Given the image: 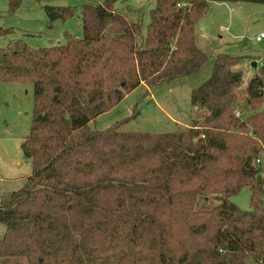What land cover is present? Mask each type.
I'll use <instances>...</instances> for the list:
<instances>
[{"label":"trees","instance_id":"trees-1","mask_svg":"<svg viewBox=\"0 0 264 264\" xmlns=\"http://www.w3.org/2000/svg\"><path fill=\"white\" fill-rule=\"evenodd\" d=\"M212 1L264 4L156 0L144 31L118 0H86L82 38L0 47V82L34 91L21 144L33 168L23 187L0 196V264H264V193L254 165L264 150V57L245 77L243 56L216 55L210 77L191 91L190 126H91L143 83H170L208 62L196 26ZM45 10L49 22L66 21L78 7ZM244 187L249 210L231 200ZM211 194L221 202L199 208Z\"/></svg>","mask_w":264,"mask_h":264},{"label":"rangeland","instance_id":"rangeland-1","mask_svg":"<svg viewBox=\"0 0 264 264\" xmlns=\"http://www.w3.org/2000/svg\"><path fill=\"white\" fill-rule=\"evenodd\" d=\"M15 1L0 0V26L11 28L9 32L0 33V47L20 40L31 48H41L66 43L67 33L74 38L83 37L81 9L86 0H20L19 6L12 8ZM155 3L156 0H118L116 6L129 20L143 22L146 31L150 10ZM45 5H75L78 11L66 21L49 22ZM261 31L264 32V4L212 1L209 13L201 20L196 38L199 48L209 57L200 72L155 87L143 83L112 110L101 114L91 126L106 130L119 124L125 130L142 132H170L190 126L193 119L191 91L210 77L216 55L243 56L239 66H243L245 77L260 69L264 39L258 42L255 37ZM255 61L256 67L253 65ZM150 89L154 93L153 98ZM33 93L31 83L0 82V196L23 187L32 172V160L25 156L21 144L30 130ZM135 112L138 114L133 118ZM237 113L240 114V110ZM260 155H264V150ZM250 197V189L244 187L231 200L240 208L249 210ZM220 202V195L211 194L201 197L198 207H213ZM4 230L5 226L0 224V232Z\"/></svg>","mask_w":264,"mask_h":264},{"label":"built area","instance_id":"built-area-1","mask_svg":"<svg viewBox=\"0 0 264 264\" xmlns=\"http://www.w3.org/2000/svg\"><path fill=\"white\" fill-rule=\"evenodd\" d=\"M255 39L258 42L262 41L264 39V32H261L259 35H257ZM237 115H239V113H237ZM263 164H264V155L262 156L259 154L258 157H256L254 160V165L261 170L260 176H261V182H262V190L264 193V170L261 169V168H264Z\"/></svg>","mask_w":264,"mask_h":264},{"label":"crops","instance_id":"crops-1","mask_svg":"<svg viewBox=\"0 0 264 264\" xmlns=\"http://www.w3.org/2000/svg\"><path fill=\"white\" fill-rule=\"evenodd\" d=\"M215 3H226V2H217V1H214ZM211 3V2H210ZM210 11V10H209ZM209 13V12H208ZM203 19V18H202ZM201 19V20H202ZM201 20L197 23V26H196V38H197V35H198V28H199V25H200V23H201ZM261 32H263V31H261ZM261 32H259L257 35H259ZM256 35V36H257ZM263 41V40H262ZM262 41H259V42H262ZM216 57V56H215ZM239 67H243V66H239ZM200 71H198L196 74H198ZM196 74H193V75H191V76H194V75H196ZM176 80V79H175ZM175 80H173L172 82H174ZM177 81V80H176ZM171 82V83H172ZM154 89V88H153ZM150 92H151V94H152V98H153V96H154V93L152 92V90L150 89ZM154 100V99H153ZM96 121V120H95ZM95 121H93V122H95ZM93 122H91V124L93 123ZM174 122H175V120H174ZM176 123H178V122H176ZM179 124V123H178Z\"/></svg>","mask_w":264,"mask_h":264},{"label":"water","instance_id":"water-1","mask_svg":"<svg viewBox=\"0 0 264 264\" xmlns=\"http://www.w3.org/2000/svg\"><path fill=\"white\" fill-rule=\"evenodd\" d=\"M253 65H254V67H256L257 66V62L255 61V62H253Z\"/></svg>","mask_w":264,"mask_h":264}]
</instances>
